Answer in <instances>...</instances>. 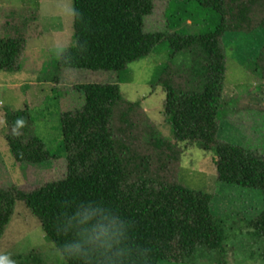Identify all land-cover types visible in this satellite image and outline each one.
Wrapping results in <instances>:
<instances>
[{
    "label": "trees",
    "instance_id": "1",
    "mask_svg": "<svg viewBox=\"0 0 264 264\" xmlns=\"http://www.w3.org/2000/svg\"><path fill=\"white\" fill-rule=\"evenodd\" d=\"M256 1L250 0L252 5ZM187 3L206 7L216 17L199 34H183L186 21L196 23ZM249 11L244 6L240 15ZM153 12L154 0H73L74 45L55 66L119 72L164 42L170 54L199 46L204 55L199 90L176 88L169 70L163 71V111L173 140L215 150L222 184L264 193V156L216 141L227 76V56L220 46L230 29L226 0L169 1L165 15L170 33L145 32V18ZM26 44L22 37H0V70H20ZM77 89L85 97L83 107L60 117L65 179L30 194L0 190V236L21 201L68 264H187L185 259L200 246L224 252V222L211 212V195L180 185L127 182L124 156L115 151L109 129L113 106L121 99L116 84L83 83ZM5 114L23 133L4 137L15 161L43 164L57 158L35 133L30 136L32 118L26 110ZM245 227L264 238V210Z\"/></svg>",
    "mask_w": 264,
    "mask_h": 264
},
{
    "label": "rangeland",
    "instance_id": "2",
    "mask_svg": "<svg viewBox=\"0 0 264 264\" xmlns=\"http://www.w3.org/2000/svg\"><path fill=\"white\" fill-rule=\"evenodd\" d=\"M169 1L154 0V12L145 18V32L170 33L165 15ZM226 2L230 29L220 46L227 56V76L216 141L264 156V0L254 5L250 0ZM244 6H250V11L242 17ZM186 7L196 23L186 21L181 26L183 34H199L216 18L196 3ZM0 37L27 41L20 70H0V190L30 194L63 181L67 154L62 146L61 114L83 107L85 97L77 89L80 84L115 83L121 99L113 106L109 129L115 151L124 156L127 182L180 185L209 194L214 218L224 222L225 251L200 246L185 259L187 264H264V238L245 227L264 210V193L219 182L215 150H202L195 143L176 144L164 115V69L169 70L176 88L199 90L204 63L199 46L170 54L164 42L119 72L59 69L55 62L74 45L73 0H0ZM21 110L32 118L30 136L35 133L57 158L43 164L14 160L4 137L23 133L7 122L5 112ZM0 256L16 264H68L36 215L21 201L16 202L0 236Z\"/></svg>",
    "mask_w": 264,
    "mask_h": 264
},
{
    "label": "clouds",
    "instance_id": "3",
    "mask_svg": "<svg viewBox=\"0 0 264 264\" xmlns=\"http://www.w3.org/2000/svg\"><path fill=\"white\" fill-rule=\"evenodd\" d=\"M100 231L103 232L105 236L107 235L106 230L100 229ZM0 264H16V262L9 259L8 256H0Z\"/></svg>",
    "mask_w": 264,
    "mask_h": 264
}]
</instances>
